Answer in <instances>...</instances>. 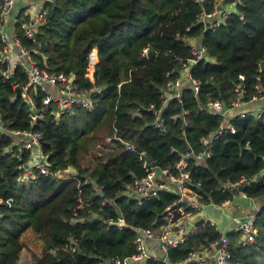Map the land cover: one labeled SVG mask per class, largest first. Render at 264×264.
I'll list each match as a JSON object with an SVG mask.
<instances>
[{"label":"trees","instance_id":"16d2710c","mask_svg":"<svg viewBox=\"0 0 264 264\" xmlns=\"http://www.w3.org/2000/svg\"><path fill=\"white\" fill-rule=\"evenodd\" d=\"M213 1L44 2L46 14L37 27V49L21 33L23 16L17 12L12 28L31 60L49 72L72 74L78 88L99 89L92 92L91 108L74 107L55 115L53 101L41 103L44 91L26 86L22 66L13 65L7 76L1 74L7 62L1 60L0 41V264H17L25 246L20 237L27 229L40 240L39 252L32 253L33 264H100L111 256L133 253L131 226L155 227L162 222L163 208L175 198L173 194L159 190L156 197L138 204L124 195V185L143 174L134 150L113 140L111 150L101 151L85 165L80 151L88 133L104 126L111 135L115 128L117 135L139 146L160 167L172 168L182 153L196 151L200 136L220 122L218 115L199 106L213 99L229 105L238 84L243 85L242 100L256 94L258 86L264 87V0H233L229 3L235 9L217 27L203 28L197 15L201 10L211 11ZM195 37H200L207 50V57L190 67L198 81L197 93L184 86L181 102L166 101L161 108L165 130L160 131L151 127L153 114L147 106L161 104L166 81L179 76ZM92 47L97 49V61L91 81L85 73L86 54ZM144 47L147 50L142 53ZM260 103L251 101L242 107L247 110L244 116L235 114L234 132L213 137L203 162L188 161L190 176L200 182L197 192L203 209L219 208L222 201L238 194L239 190L226 189L224 184L241 177L250 178L242 190L247 197L264 198V110L257 118L251 112ZM34 112L39 117L31 121ZM12 130L41 133L46 174L33 168L29 177L22 178L32 149L19 147L15 143L19 135ZM67 166L76 171L75 178L55 176ZM78 195L90 202L92 215L77 207ZM116 212L127 223L120 229L104 221L115 218ZM78 217L85 218L73 220ZM209 221L196 219L195 230L182 243L166 248L169 264L189 258L193 249L208 248L220 235L228 238L230 264H264V205L254 213L252 241L240 242L238 233ZM142 264L164 261L147 258Z\"/></svg>","mask_w":264,"mask_h":264},{"label":"built area","instance_id":"2783aa9c","mask_svg":"<svg viewBox=\"0 0 264 264\" xmlns=\"http://www.w3.org/2000/svg\"><path fill=\"white\" fill-rule=\"evenodd\" d=\"M52 1L53 0H0L1 60L7 62V68L2 71L1 74L7 76V71L10 70L13 65L22 66L26 75V86L32 89L39 88L44 91L45 95L41 103L46 105L48 102L53 101L55 103L54 114L59 115L60 113L71 112L74 107L91 108L94 105L92 92L99 88H78L77 84L72 81V74L49 72L39 67L35 61L31 60L28 48L20 42L15 30H13L12 24L18 20L15 15L18 11H22L23 17L22 20H20L19 29L23 36L28 38L37 49L39 47V43L36 40L37 27L43 22L46 14L44 2ZM197 1L203 2L205 0ZM219 1L220 0L213 1V9L211 11L206 12L201 10L197 15V22L201 23L203 28L217 27L227 13L233 11L228 8H218ZM236 1L237 0H234V2ZM189 47L190 55L182 62L181 68L178 70L179 76H176L172 80H167L164 85V90L160 95L161 104L158 107L154 104H149L147 106V109L153 114L151 127L158 128L160 131L165 130L161 108L165 105L166 101L170 98H175L178 102H181V89L184 86L188 88L191 87L193 95L197 93L198 81L191 76L190 67L198 60L205 59L207 57V50L201 43L200 37H195V39L190 42ZM146 50L147 48L144 47L142 53H145ZM86 58L87 66L85 76L92 81L93 67L97 61L96 47H92L88 51ZM257 70H261L260 63H257ZM238 77L240 80L243 78L241 74H239ZM234 89L235 95L230 100L229 105L225 106L220 99H213L199 106L200 109L207 113L218 115L220 117V122L212 132L200 136V147L196 151L188 149L182 153L177 161L173 163L172 168L160 167L156 162L147 157L144 150L141 148L137 150L133 143L121 138L116 134V129L113 128L112 134L108 137L109 141L112 142L113 140H117L126 150H134L143 169V174L141 176L133 177L130 182L124 185V195L137 204L144 199L156 197L159 190L167 191L173 194L175 198L164 206L162 222L158 226H131L134 231L133 243L135 248L133 253L123 257L114 255L107 260H103L100 264H142L147 258L162 260L164 264H169L165 256L166 248L182 243L186 235L195 230L194 221L196 220V213L198 215L203 210V202L200 198L201 195L197 192L200 182L194 180L190 176L187 170L188 161L196 160L197 162H203L209 156L208 147L212 138L223 132L233 133L234 125L231 120L235 114L244 116L247 110L242 108L243 106L251 101L257 99L263 100L264 98V87L258 86L256 94L252 95L249 100H242V94L244 92L242 84H238ZM263 107L264 104H257L253 107L251 111L252 114L256 118L260 117L264 110ZM36 117H39V115L35 112L34 114H30L31 121ZM12 132L19 135L15 140V143L18 144L19 147L32 149L28 161L23 165L22 178L26 179L29 177L33 168L46 174L47 162L45 161L44 154L41 152L39 141L41 133L32 130H12ZM55 176L61 178H75L76 171L69 170V166H67L64 169L56 171ZM249 180L250 178L241 177L235 182L224 184V188L237 189L238 186H244ZM239 194L244 197L246 196L243 191H239ZM229 200L230 199H225L218 207L225 206ZM5 202L9 203L8 200ZM101 203H104V201H101ZM89 205L90 202L86 198H81L78 195L77 207L84 208L87 215H92L93 212ZM262 205H264V200L262 201ZM116 213L115 218L107 217L104 221L106 224L114 225L116 228L120 229L126 226L127 223L120 212ZM254 213L255 211L243 214L232 228V230L237 232L240 236L238 241L248 242L253 240L255 234V228L252 225ZM84 218L85 217H78L73 220L81 221ZM207 220H210L209 222L216 227V223L212 219ZM188 224H190L189 227ZM218 241L220 245L218 248H215ZM227 247V236L220 235L216 241L209 243L208 248H203L200 251L193 249L189 258L176 261L173 264H190L192 260L199 262V264H208L209 250H211L210 258L213 264H230L228 261L230 253ZM69 249L70 251L73 250L72 248Z\"/></svg>","mask_w":264,"mask_h":264},{"label":"crops","instance_id":"0c3cea01","mask_svg":"<svg viewBox=\"0 0 264 264\" xmlns=\"http://www.w3.org/2000/svg\"><path fill=\"white\" fill-rule=\"evenodd\" d=\"M38 1V0H35ZM218 8H228L231 10L235 9L234 3L221 4V0L218 2ZM16 16V15H15ZM69 170H73L69 167ZM264 198H252L247 196H242L239 193L234 194L227 204L219 208H206L203 209L200 214L195 218L200 219L201 216H204L206 219H212L215 221L217 227L220 229L230 228L232 230L237 220L245 213L254 212L262 204ZM233 231V230H232ZM237 233V232H236ZM240 237V236H239ZM209 260L208 264H213L211 256V250L208 252Z\"/></svg>","mask_w":264,"mask_h":264},{"label":"rangeland","instance_id":"374dc122","mask_svg":"<svg viewBox=\"0 0 264 264\" xmlns=\"http://www.w3.org/2000/svg\"><path fill=\"white\" fill-rule=\"evenodd\" d=\"M22 96L25 95L23 94ZM103 127H99L96 132L88 133V136L84 137V149L82 148L80 151V155H82L81 161L83 165L88 164L89 160L94 161L95 156L101 154V151H107L113 148V143L108 139L110 135L108 134L107 129ZM206 208L207 207H205L204 210ZM257 210L255 211L257 212ZM200 218L205 219L204 216H201ZM20 238L24 242L25 246L20 251L21 257H18L19 261L17 262V264H31L30 259H32V253L39 252L40 240L37 238V235L35 233L29 231L28 229L21 234Z\"/></svg>","mask_w":264,"mask_h":264},{"label":"water","instance_id":"95a60500","mask_svg":"<svg viewBox=\"0 0 264 264\" xmlns=\"http://www.w3.org/2000/svg\"><path fill=\"white\" fill-rule=\"evenodd\" d=\"M231 1H233V0H221V4L224 5V4L229 3V2H231ZM17 90L19 91V88H17ZM262 103L264 104V98H263V100H262ZM135 148H136L137 150L140 149L139 146H135ZM243 188H244V186H243V185H240V186L237 187V190L242 191ZM97 191L101 194V190H100V189H97ZM189 226H190V224H188V227H189ZM227 229H229V228H227ZM219 245H220V242L218 241L217 244L215 245V248H218ZM18 257H19V258L21 257V253H19V256H18ZM18 261H19V259L17 260V262H18ZM30 261H31V264H33L32 259H30Z\"/></svg>","mask_w":264,"mask_h":264}]
</instances>
